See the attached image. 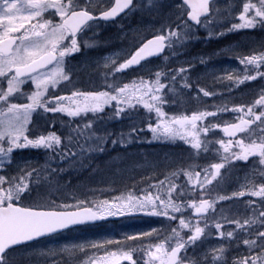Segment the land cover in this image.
<instances>
[{
	"label": "snow or ice",
	"instance_id": "snow-or-ice-1",
	"mask_svg": "<svg viewBox=\"0 0 264 264\" xmlns=\"http://www.w3.org/2000/svg\"><path fill=\"white\" fill-rule=\"evenodd\" d=\"M109 2L111 3V0ZM213 3L215 0H181V3L176 5L179 15L175 17V20L162 24L159 29L161 34L153 35L151 39L135 47L134 51H129L126 54L127 58L123 59L118 67L114 64V72L125 73L129 69L141 67L153 57H159L165 49L173 48L174 44L180 40L181 33L185 40L191 38L195 28L202 23L205 26L209 23ZM148 4L147 10L157 13H161L167 6L166 0H148ZM133 7V0H114V3H111L106 10L92 7L83 0H68V3H64L63 0H0V77L7 80V90L0 94V170H4V174H0V264H15L9 254L17 247L25 246L28 242L40 237L73 225L95 222L110 216L136 213L168 217L170 221H175L177 219L175 214L180 213L178 227L187 229L190 233L185 239L176 228H173L172 233L176 237L175 245L169 244L167 238L158 244L149 245L146 252L149 259L145 264H229L226 258L227 249L223 247L212 249L211 252L197 253L198 242L202 244L205 228L208 225L205 223V226L201 227L199 219L195 224L185 219L182 214L185 205L173 200V192L177 190L176 184L169 183L166 198L147 191L140 196L129 193L125 197H118L112 201L92 202L90 206L87 201H77L69 205L54 204L52 201L45 202L38 191L33 198V192L40 187L42 171L40 168L25 170V175L21 177L7 175L5 164L12 163L13 153L17 150L31 148L47 151L51 149L59 153L62 162L74 161L78 156L83 157V149L77 153L67 149L66 145H62V137L56 131H48L46 135L40 134L30 138L33 134L29 132V125L33 113L38 109H42L44 113L66 114L70 118H84L89 113L93 115L94 119L89 120L83 129L77 127L69 131V144L72 143L74 136L82 135L84 129L92 132L105 108L113 106L114 111L111 118L114 119L131 118L133 114H138L141 108L147 111L149 117L154 112L156 121L152 122L149 119L146 122L154 139L180 140L190 145L192 149L200 150L203 147L207 151L206 144L201 139L202 134L206 137L213 127L220 128L221 125L209 127L203 122L209 117H216V112L193 111L191 115L169 118L163 110L168 101L162 93L166 90L174 93L177 76L190 69L181 67L167 74L157 71L154 80L141 78L139 81L133 80L122 86L105 82L100 86L102 90L73 91L71 95L50 93V89L56 90L61 82L71 83V75L66 71L65 61L66 58H75L81 53L82 45L78 35L99 27L101 22L115 21L126 10L131 11ZM97 11L98 15L94 14ZM45 14L58 17L59 21L45 20ZM239 20L240 23L231 25L227 30L228 33L245 29L253 30L257 25L264 28V0H258L257 3H244ZM32 21L36 22L32 23ZM172 24H175V27ZM166 28L167 31H165ZM226 34L221 32L217 35L219 37ZM211 36L212 34L209 33V38ZM83 46L90 47L87 42H84ZM260 47L264 49V44ZM167 59L168 57H165V60ZM239 63L245 66L246 73L251 68L254 74H246L242 79L236 77L237 85L244 84L246 81H255L257 78L264 80V71H261L264 67V50L254 51L250 55L239 58ZM162 76L169 80L168 85L161 82ZM227 79L231 81L234 78L229 75ZM27 81L35 86V90L26 95L28 102L11 103L10 99L15 98L13 94L17 93L20 85ZM184 87L190 88L191 86L185 83ZM199 91L205 97L211 95L202 88ZM257 105L264 108V89L261 90L255 104L247 107L246 113L243 105L232 109L234 112L245 113L248 118L241 117L238 123L223 125L222 131L228 139L227 141L220 139L218 144L226 155L222 156V162L213 163L210 168L204 169L203 180L199 179V172L195 173L197 177L195 183L199 184L202 189L205 185L211 184L212 180L221 174V170L232 161L248 162L251 157H259L260 165H264V128L260 129L259 142L256 139H251L250 142H246L243 138L235 141L232 139L238 133H249L250 135L249 130L253 125L259 127L257 122L264 124V111L259 113L254 111ZM142 131L143 128L133 123L128 133L118 134V139H112L111 143L113 145L119 143L126 147ZM111 135L88 136L87 140L98 142L89 151L102 154L106 150V144ZM234 147L239 151H232ZM17 168L19 170V165ZM43 170L53 174L65 171L64 169H50L47 164L43 166ZM186 175L191 181L192 173H186ZM30 177L35 178L31 184L28 182ZM44 179L51 182L50 177H44ZM260 179L264 180V172L260 174ZM163 185L164 182L161 181L155 187L162 188ZM245 194L241 191L233 193V196L243 197ZM248 194L259 197L264 202V183L258 187L252 184ZM177 195H184V193L181 190ZM26 199L31 201L27 205L24 204ZM220 199L228 198L220 197ZM214 203L204 198H201L199 202L192 199L186 207L193 209L196 217H203L209 209L214 207ZM231 223L251 237L243 240L248 254L232 260L231 264H264V230H260L264 229V212H260L258 218L245 219L243 223L234 220ZM252 225H256L255 230L248 231ZM221 227L220 223L215 224L217 230ZM156 232L157 230L153 229L150 233L140 235L148 237ZM218 235L221 238L225 236L231 238L233 232L220 231ZM137 238L127 237V240L135 241ZM106 243L112 242L107 241ZM93 247L98 246L93 245ZM189 248L192 249L191 256L188 255ZM134 251L133 248L127 251L120 248L118 251L106 253L99 260H89L87 264H122L123 261L138 264L133 258Z\"/></svg>",
	"mask_w": 264,
	"mask_h": 264
},
{
	"label": "rangeland",
	"instance_id": "rangeland-1",
	"mask_svg": "<svg viewBox=\"0 0 264 264\" xmlns=\"http://www.w3.org/2000/svg\"><path fill=\"white\" fill-rule=\"evenodd\" d=\"M166 2L167 6L163 11L157 13L147 10L149 7L148 0H136L135 8L129 16L134 19V25L99 26L83 33L78 38L82 45L81 53L77 54L73 59H69L70 57L66 58L65 61L66 71L71 75V83L61 82V85L56 90L50 89V93L64 90L69 91L71 89L77 90L83 86L84 88H100V84L103 85L105 82L109 84L115 83V80L112 81L113 76L110 78L107 73H109V70L114 64L118 65L123 62V59L127 58L126 54L132 51V42L136 40L135 44H139V38L145 40L149 34H161L159 31L161 25L171 23L179 15L176 5L181 3V0H166ZM246 2L257 3L258 0H227L215 2L212 5L213 11L209 18V23L206 26L202 24V26L195 28L191 38L187 40H185L181 33V38L177 43L185 47L186 42L192 40L193 45L198 46L204 38L201 34L209 35L211 33L213 36L216 35L214 32L218 29H223V26L240 23L239 14L243 10V4ZM111 3L109 0H97L96 8L107 9ZM87 4L91 6L93 0H88ZM249 15H252V13H249ZM154 17L158 18L155 19ZM44 19L53 20L54 22L59 21L58 17H53L49 14H45ZM35 22L32 21V23ZM229 23L230 25H226ZM104 34L106 36H101ZM232 34H234L230 38L232 42L228 47H218L213 53L197 55L189 60L198 65V75L208 84L210 89L207 92L211 93V95L205 97L200 91L195 93H181L182 100L180 101V109L177 110V113L180 115H191L193 111L216 112V117H210L207 126L221 125L220 128L213 127L208 133L209 138L217 142L220 139H224L222 127L225 123H238L241 117L248 118L245 114L247 107L255 104V101L259 99L261 90L264 89V80L259 78L256 79L259 83L256 80L251 82L246 81L241 85L235 83L236 77L242 79L245 75V66L239 63V58L244 57L243 54L245 52H249L248 55H250L254 51L264 50L260 47L264 44V28L257 25L253 30H237ZM92 39L101 41L96 43ZM84 42H87L90 47L85 48L83 46ZM201 47L205 49L207 45H202ZM166 62L167 60L164 59L155 63V66L148 65L147 68L164 67ZM261 71H264V67L261 68ZM101 72L105 75L101 76ZM250 74H253L252 70ZM229 75L233 76L234 79L231 81L228 80L227 77ZM6 90L7 80L0 77V94ZM34 90L35 86L30 81H27L20 85L17 93L13 94L15 98H11L10 101L17 99L22 101V103H27L26 95L31 94ZM241 105L245 106V113L232 111L234 107ZM224 109H227V111H224ZM92 119L94 118L91 117L89 120ZM50 121V114L44 113L42 109H38L32 115L29 132L47 130ZM86 123L84 122L82 126ZM75 126V124H67L69 130L76 129ZM104 128L105 124L103 122H97L94 127L96 131H100L99 133L106 132ZM261 128H264V124L259 129L256 126L252 127L249 130L251 134L243 133L240 139L243 138L246 140L248 138V140H251L253 137L258 138ZM113 130L112 125V130L108 131L113 132ZM95 143L98 142L95 141ZM73 145H75L74 142ZM182 148L183 151L177 148H169L160 150L159 152H153L150 149L139 152L138 154H130L128 163H124L122 160L117 161L116 158L120 155L115 156L112 162L114 163L116 161L117 164L121 165L119 167H113V176L115 179L119 178L124 180L123 189L118 190L119 195L115 196V198L125 197L129 193L140 196L147 191L158 194L166 190L165 194L167 195L169 183L177 185L180 182L184 198L183 200L180 198L181 196L173 198L177 203H188L194 199L190 198L191 194H194L197 198V193H203L206 196L205 199H208L210 202H215L212 209H209L203 217H196L195 214H192L193 209L188 207L185 209L187 212H183L185 219L191 220L193 224L199 219L201 227H204L205 223L208 225L205 228V236L202 238V244L198 242L199 246L196 248V251L197 253H203L205 251L211 252L212 249L223 247L227 249L226 258L229 264H231L232 260L248 254L247 246L243 244V240L251 238L244 230L236 228V225L231 223V221L239 220L243 223L245 219L259 217V212L255 207L256 200L258 199V202L261 204L264 202L259 197L249 195L248 192L252 184L258 187L261 183H264V180L260 179V174L264 172V165H260L256 158H251L248 162L239 161L238 164L229 166L226 171L222 169L221 174L212 180L211 184L205 185L202 189L199 184L195 183L197 180L195 173H201L199 171V162L205 161L208 163L207 160L210 156H204L203 153L191 155V151L184 150V147ZM32 151L33 149L31 148L15 151L13 153L12 163L10 165L5 164L7 175L19 177L25 170L39 166L40 160L32 156ZM74 151L78 152L75 146ZM180 152L183 154H180ZM81 160L83 159L78 158L76 163ZM47 161L48 159L42 160V164H47ZM209 163L211 166V164L219 162L210 159ZM17 165H19V170ZM206 168L203 167V169ZM103 170V167H98L94 173L102 179L108 178L109 176L104 174ZM173 173H176V175H172ZM186 173H192L191 181H189ZM0 174H4V170H0ZM199 179L203 180L204 174L200 175ZM29 180L31 179L29 178ZM100 181L103 180L100 179ZM161 181L164 182L163 187H155ZM128 187H131L130 191H127ZM62 191V186H52L39 192V195L43 201H52L54 204L71 205L77 201H81L73 195L65 196L57 200L48 199L51 195H59ZM241 191L246 193L245 196H233V193H239ZM220 197H227L228 199L221 200ZM196 201L199 202V199ZM179 215L180 213H177L178 218L175 221H170L168 217L145 215L143 213L110 216L103 219L104 224L100 228L79 230L70 236L63 235L49 238L31 246L14 250L9 255L14 259L15 264H87L89 260H99V258L104 257L108 252L120 250L119 242H125L127 237H138L132 242L137 244L143 243L144 246H146L145 244H158L161 240L167 238L168 243L174 246L176 237L172 233V229L176 228L180 231H188L187 229L177 227ZM110 220H113V222ZM216 223L222 225L221 229L217 230L215 228ZM255 228L256 225H252L248 231H253ZM153 229H156L157 232L153 233L152 236L145 237L140 235L141 233H150ZM220 231L225 233L233 232V237L229 238L225 236L221 238L218 235ZM75 237H78L79 240L76 241L78 238ZM141 239L145 240L142 241ZM107 241H111L112 243H106ZM93 245H97L98 247H93ZM66 248L70 250L66 251ZM138 249L146 252L144 247ZM127 250L128 248L125 249V251ZM152 250L154 251V248ZM188 255H192L191 248L188 250ZM122 264H129V262L123 261Z\"/></svg>",
	"mask_w": 264,
	"mask_h": 264
},
{
	"label": "trees",
	"instance_id": "trees-1",
	"mask_svg": "<svg viewBox=\"0 0 264 264\" xmlns=\"http://www.w3.org/2000/svg\"><path fill=\"white\" fill-rule=\"evenodd\" d=\"M173 27H175V25H173ZM226 33V32H225ZM233 32H231L232 34ZM227 34H229L227 32ZM233 36V34H232ZM229 37V38H232ZM205 39V38H203ZM214 46V45H213ZM171 51H175L174 53H172ZM185 52L186 49L183 46L181 49L178 50H167V54L166 57H168L167 62L165 64V68L163 70V73L167 74L168 72L172 71V70H178L179 68H181L180 66H182L183 68L186 69H190L189 71H187L186 73L183 74H179L177 76V82L175 85L176 91L174 93L168 92L167 90L162 93L165 95L168 103L164 105L163 110L168 114V117L171 118L173 116H179L180 114H178L177 110L180 109V101L182 100V96L180 95L181 93H187V92H198L199 89H204L205 91H208V89H210L208 87V84L206 82H204L205 80L202 79L199 75H198V71H196L197 69V65L196 64H188V63H182L179 64L177 63V60H182L185 57ZM177 56V57H175ZM179 56V57H178ZM155 72L157 71H151V72H146L145 74H140L138 72L135 71H130L128 70L125 73H115L114 72V68L109 70V73H107L109 75V77L111 78L113 76V80H115V83L119 84L120 86H122V84L124 83H131L133 80L139 81L141 78H143L144 80H154L155 79ZM249 74L251 72V69H249ZM247 72V73H248ZM254 74V73H253ZM105 75L103 72H101V76ZM161 82L165 83L166 85L169 84V80L166 79L164 76L161 77ZM256 82H258L256 80ZM187 83L188 85H190V88H185L184 84ZM259 83V82H258ZM102 85V84H100ZM96 90H102L101 87L100 88H84L81 87L77 90H64V91H55V95H71V93L73 91H96ZM11 103H22V101H19L17 99H14L12 101H10ZM115 103V102H114ZM113 111H114V107L113 106H108L105 108L104 113L101 114V116L98 118L99 122H103L105 124L106 127V131L107 132H103V133H97L96 129H94L92 132L84 129L83 130V134L80 136H74L72 143L71 144H67L68 142V133H69V129L67 128V124L71 123V124H75L76 128L80 127L81 129H83V123L84 122H88L89 119H91V117H93V115L91 113H89L86 117L84 118H70L67 117L66 114H52V113H48L51 116V121L48 123V129L45 131H40V132H31L33 135L30 138H34L37 135L40 134H47L48 131H56L58 135H61L62 137V145H66L67 149H71V151H74V146H73V142L75 144L76 150L78 151L77 153L80 152L81 149L84 150V154L83 157H76L74 161H69V162H62L60 159V155L58 152L53 151L51 149L44 151V150H34L32 151V156L34 158H39L40 163L38 164L39 166L33 167V168H40L42 169L41 171V180H40V187L39 189H37L36 191L33 192V196H36V192H41L43 190H46L49 187L52 186H62L63 191L59 194V195H51L48 199L51 200H57L59 198L65 197V196H69V195H73L76 198H79L81 201H87L89 203V206L91 205L92 202H100V201H112L114 200L115 196L119 195V189H123V183L124 180L121 179H115L114 178V171H113V167L117 166L119 167L120 165L117 164V162H112V159L115 158V156H118V160H122L124 163H128L129 160V156H131L130 154H132L134 148L136 147H143V146H165L166 144L172 142V144L177 143L176 141H170V142H166V140H164L163 138L161 139H154L152 132L147 128V121L150 119L152 122L156 121V116L155 113L153 112L151 114V116L149 117V115L147 114L146 110H143L142 108L139 110L138 114H133L131 116V118L125 117V118H121V119H114L111 118L113 116ZM254 111L256 113L262 112L264 111V108H261L260 106H256L254 108ZM94 118V117H93ZM210 119V117L208 119H206L203 123L205 126H207L208 120ZM126 125L127 129L124 130V132L122 133H128L130 131V125L129 123H135L136 126L143 128V131L139 133L138 137H134L133 141L129 144H127L126 147L121 146V144L117 143L115 145H113L111 143L112 139H118V134L121 131V127L120 125L124 124ZM112 125H113V132L108 131V130H112ZM257 125H259V127H257L256 125H253L252 127H257V129H259L261 127L262 124H259V122H257ZM251 127V128H252ZM251 130V129H250ZM108 135V134H112L109 142L106 144V150L101 154L99 152H90L89 149L90 148H94L96 146L97 143H95V140H87L86 138L88 136H92V135ZM246 134V133H245ZM241 136H243V133H241ZM202 141L205 142L206 147H207V151H205V148H201L200 150H197V153H202L205 152L210 156H213V159L216 160V162H222L221 158L223 155H226L223 152V149L220 147L219 144H215L207 135L206 137L202 134L201 136ZM253 139H256L257 142H259V137L255 138L253 137ZM247 142H250V140H248V138H246ZM78 141V143H77ZM210 142V143H209ZM93 143V144H92ZM184 145H188L185 142H183ZM66 149V150H67ZM232 151H239L238 148H233ZM78 158H82L83 160L79 161L78 163H76ZM259 158V157H257ZM48 159V167L50 169H64L65 171L62 173H56L53 174L49 171H44L43 170V166L44 164H42V160H47ZM260 159V158H259ZM235 165L236 161H232L229 165H226L225 168H228L231 165ZM98 167H103V173L107 174L109 177L108 178H101V177H97L95 170ZM225 168H223L225 170ZM32 169V168H31ZM31 169H28L27 171H31ZM101 174V175H104ZM25 172H23L19 177L24 176ZM44 177H50L51 182L49 183L48 180H45ZM31 180H29V183H33L35 181L34 177H30ZM103 180V181H100ZM57 184V185H54ZM131 187L127 188V191H130ZM180 189H177L176 191L173 192V198L179 196L177 195V193L179 192ZM166 190L164 192H159L158 194L161 197H165L167 196L165 194ZM40 194V193H39ZM153 195H157V194H153ZM30 201L29 199H26L24 201V204L27 205L29 204ZM113 222V220H110ZM104 221L101 222V224L97 225L98 228H100V225H103ZM94 227H85L82 230H86V229H92L95 228ZM178 227V226H177ZM177 231L180 232V235L184 238L187 237V235H189L188 231H180L179 229H177ZM78 238V237H75ZM78 239H76V241H78ZM142 241H144L145 239H141ZM130 241L126 240L125 242H119L120 245H122V248L125 250L127 248V246L125 245L128 244ZM145 244V243H144ZM146 246L143 245V243H135L133 242L131 244L130 248L135 249V251L133 252L134 258L135 260L138 262V264H145L146 261H148L149 257L147 256L146 252L149 248L148 244H145ZM140 247H144L146 249V252L139 250L138 248ZM129 249V248H128Z\"/></svg>",
	"mask_w": 264,
	"mask_h": 264
},
{
	"label": "flooded vegetation",
	"instance_id": "flooded-vegetation-1",
	"mask_svg": "<svg viewBox=\"0 0 264 264\" xmlns=\"http://www.w3.org/2000/svg\"><path fill=\"white\" fill-rule=\"evenodd\" d=\"M87 1L88 0H83L84 3H87ZM63 2L64 3H68V0H63ZM112 3H114V0L112 1ZM135 5H136V0H134V7L131 9V11H128L126 14H123L122 16H120L115 21L108 22V23L101 22L100 26H109V25H111V26H129V25L132 26V25H134V23H135L134 19L130 18L129 16L131 15L132 11L134 10ZM91 6L96 8L97 0H93V4H91ZM110 6H111V4H110ZM94 14L98 15V11L95 12ZM81 36L82 35H79L78 38H80ZM150 62H152V61H149L148 63H144L141 67H138V68H135V69H131V70L143 71V70H141V68L146 69ZM146 148H149V147L146 146ZM152 149L153 150H157V148H152ZM193 214H194V210H193Z\"/></svg>",
	"mask_w": 264,
	"mask_h": 264
},
{
	"label": "water",
	"instance_id": "water-1",
	"mask_svg": "<svg viewBox=\"0 0 264 264\" xmlns=\"http://www.w3.org/2000/svg\"><path fill=\"white\" fill-rule=\"evenodd\" d=\"M128 10H126V12H127ZM122 15V14H121ZM120 15V16H121ZM118 18V17H117ZM239 134V133H238ZM237 134V135H238ZM99 222V220H97V221H95V222H90V223H86V224H77V225H73V226H71L70 228H67V229H64V230H60V231H58V232H56V233H52V234H50V235H46V236H43V237H40V238H38L37 240H39V239H42V238H45V237H49V236H52V235H56V234H60V233H63V232H65V231H67V230H70V229H73V228H77V227H81V226H85V225H93V224H97ZM36 241V240H35ZM31 242H34V241H31ZM31 242H28V244L29 243H31Z\"/></svg>",
	"mask_w": 264,
	"mask_h": 264
}]
</instances>
